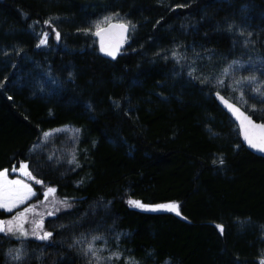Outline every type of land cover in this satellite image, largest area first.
<instances>
[{"label":"trees","instance_id":"1","mask_svg":"<svg viewBox=\"0 0 264 264\" xmlns=\"http://www.w3.org/2000/svg\"><path fill=\"white\" fill-rule=\"evenodd\" d=\"M104 16L136 26L116 59L90 36ZM44 26L51 35L37 48ZM246 59L264 66V0H0V171L24 163L41 181L0 220L42 203L49 187L72 206L40 219L50 241L0 234V264L19 243L26 264H83L76 241L93 237L118 264H260L264 158L245 148L216 95L264 124L218 84ZM64 126L80 132L75 168L31 155ZM129 199L178 203L187 222Z\"/></svg>","mask_w":264,"mask_h":264},{"label":"snow or ice","instance_id":"2","mask_svg":"<svg viewBox=\"0 0 264 264\" xmlns=\"http://www.w3.org/2000/svg\"><path fill=\"white\" fill-rule=\"evenodd\" d=\"M186 5H177V7H185ZM111 20V17H105L104 22L107 23ZM45 24H50V21H45ZM159 23V22H158ZM97 31L96 35L101 36L100 23L95 25ZM135 25L128 23H117L112 24L111 28L119 29L123 34L129 30V28L135 29ZM84 31H89L85 29ZM55 32V39L58 41L60 37V33L53 29ZM49 37V33L44 32L42 36L39 38L36 47L39 48L41 46H45L47 44V40ZM118 45L116 47H106L103 41V37L101 38L100 51L105 55L111 57L112 59H116ZM173 57L177 59V63H179V57L177 53L173 52ZM243 67L237 61H233L231 65L224 69V75H227L235 68ZM189 76H192L193 79H196L193 76L192 72H189ZM202 83L206 82V78L201 81ZM218 84H223V80H218ZM250 85L252 86L253 92L264 97V82L258 81V78L254 75H250L247 77H243L239 80L234 81L235 88H239L241 85ZM217 97L225 104L229 111L235 116V118L239 121L241 133L243 135V139L247 142L249 148L255 149L258 152L264 153V124H255L249 115H246L239 107L230 103L224 96L220 95L219 92L216 93ZM11 99V97H9ZM239 99L246 103L244 100V94L241 90V94ZM254 110V109H253ZM45 136L49 135V133H44ZM220 164H223V160L220 161ZM7 169L0 171V209H3L6 212H12L14 208L18 207L21 204H24L25 201L30 199L32 196H35L36 193L33 192L32 187L25 182L24 179H13L9 180L7 178ZM12 171H17L16 168H13ZM19 171L22 176L26 177L29 180H35V177L28 170V166L24 163L20 164ZM37 184H40V180H36ZM56 192L55 188L49 187L47 191L44 192V196L47 199L50 194H54ZM128 204L130 206L138 207L145 211L157 212V211H167L173 212L176 216H181L180 205L175 202H169L164 204H156V205H147L137 200L129 199ZM65 204V208L67 210L71 209V205L67 204L66 201L60 202ZM59 210V209H57ZM34 211V206L25 208L22 212L17 213L10 220H0V233L4 235H9L16 238H28L29 235L35 237V239L40 241H50L53 237V233L51 231H45L43 229V224L40 221L32 220L31 223L34 227L31 230V233L27 229H25V223H28V214ZM52 215L53 213H48ZM63 227V226H62ZM217 229H219L220 234H224V227L222 225H216ZM101 239L100 237H93L94 240ZM79 243V241H76ZM101 250L94 247L93 242H88V247L84 249V255L90 256L88 260V264H104L105 261L111 260L113 256L117 259L119 258V254H112L108 257H104L100 254ZM7 255L11 260L16 262H22L24 259V254L22 253L20 248L9 249ZM126 264H131V262H126ZM260 264H264V260H261Z\"/></svg>","mask_w":264,"mask_h":264},{"label":"rangeland","instance_id":"3","mask_svg":"<svg viewBox=\"0 0 264 264\" xmlns=\"http://www.w3.org/2000/svg\"><path fill=\"white\" fill-rule=\"evenodd\" d=\"M105 17H111V20L107 23L104 22ZM97 23H100V30H101V36L96 35V27L95 25ZM117 23H126L124 22L121 18L114 17V16H104L102 18L96 19V21H92L90 23V36L92 37V43H95L96 47L100 50V45H101V38L103 37V41L105 43L106 47H115L113 46L112 41V36L118 38L119 37V31L111 28L112 24H117ZM44 32L49 33L51 35V30L49 27L44 26L42 28V32L38 30L36 32V36L38 39L42 36ZM129 30L125 33V40L124 43H127L129 41ZM110 35L106 37L107 35ZM43 47V46H41ZM121 50L117 49V55L120 53ZM105 55L104 53H102ZM107 56V55H105ZM109 57V56H108ZM111 58V57H110ZM254 59L250 60H244V61H237L240 65H243V67H238L235 68L233 71L228 73L227 75H224L220 77L218 80H223V84L226 87V89L237 95L235 97L238 103L240 104L241 107L246 108L249 111H254L258 112L260 114H264V97L256 94L252 90V86L244 84L239 86V88H235L234 86V81L239 80L243 77H247L250 75H254L258 78V81L264 82V66L261 64L262 61H257L254 62ZM232 63H230L231 65ZM263 67V68H262ZM241 90L243 91L244 94V100H246V103L243 102L241 99H239ZM254 109V110H253ZM45 133H49V135L45 136L44 134L41 136L40 141L33 147L31 151V155L37 156L38 158L45 160L49 162V164H52L53 167H64V168H75L76 167V158L78 154V142H79V137H80V132L77 128L71 127V126H64L61 128L49 130ZM27 165V164H26ZM28 166V165H27ZM20 164L18 166H15L13 168H16L17 171H12L9 170L7 171V178L9 180L13 179H24L26 183H28L33 190V185L35 183L34 180H29L26 177L22 176L20 171H19ZM43 191V197L44 199L42 203H37V205H32L30 204L27 207L34 206V211L29 213L30 216H28V231L31 233L32 228L34 225L31 223L32 220L40 221V219L47 213H57V212H62L64 211L65 204L60 203L57 199H55L54 194H50L49 197L46 199L44 196ZM33 192H35L33 190ZM35 196H32L30 199L25 201L24 204L19 205L18 207L14 208L12 212H6L3 209H0V211H3L5 213H14L17 211V209L25 207L31 200L34 199ZM129 205V204H128ZM130 206V205H129ZM26 207V208H27ZM132 208L135 209H140L138 207L131 206ZM59 209V210H57ZM26 229V228H25ZM4 235L3 233H0ZM7 237L13 238L12 236L5 235ZM29 237H32L31 234ZM21 240V238H19ZM86 239H82L79 243L75 244L76 246V251L79 255V257L82 258L83 264H88V260L90 259V256H85L84 255V249L88 247V242L92 241L94 247L98 248L101 250L100 254L104 257H108L112 255V252H110L107 248H105V242L103 238L94 240L93 238H90L88 241H85ZM20 248L22 253L24 254V259L22 262H16L10 259V257L6 254V261L5 264H26L25 261L27 260V255L25 251V247L23 246L22 243H19L17 246H12L10 249H16ZM9 249L7 250L8 253ZM264 260V251L261 253ZM116 257L113 256L111 260H107L104 262V264H118L116 262L117 259Z\"/></svg>","mask_w":264,"mask_h":264},{"label":"water","instance_id":"4","mask_svg":"<svg viewBox=\"0 0 264 264\" xmlns=\"http://www.w3.org/2000/svg\"><path fill=\"white\" fill-rule=\"evenodd\" d=\"M116 30H118L119 31V37L118 38H116V39H112V43H113V45L116 47L117 45H118V49H123V47H125V45H126V43H124V40H125V33H121L120 32V30L119 29H116ZM108 36H110L109 34L106 36V37H108ZM218 102H219V104H220V106L222 107V109L225 111V113H227L228 115H229V117L231 118V120L233 121V123L235 124V126H236V128H237V130H238V134H239V138H240V140H241V142H242V144L245 146V148L249 151V152H251V153H253V154H255V155H257L258 157H261V158H264V153H261V152H258V151H256L255 149H252V148H249L248 147V145H247V142L243 139V135H242V133H241V129H240V124H239V121L235 118V116L231 113V111H229L228 110V108L225 106V104L218 98ZM230 102V101H229ZM230 103H232V102H230ZM235 105V104H234ZM237 106V105H236ZM238 107V106H237ZM241 109V108H240ZM241 111H243L242 109H241ZM244 112V111H243ZM245 113V112H244ZM246 114V113H245ZM246 115H248V114H246ZM252 119V118H251ZM253 120V119H252ZM253 122L255 123V124H262V123H259V122H256V121H254L253 120ZM173 213V212H172ZM174 214V216L177 218V219H179V220H181V221H183V222H187V220L185 219V218H183L182 216H176L175 215V213H173Z\"/></svg>","mask_w":264,"mask_h":264},{"label":"flooded vegetation","instance_id":"5","mask_svg":"<svg viewBox=\"0 0 264 264\" xmlns=\"http://www.w3.org/2000/svg\"><path fill=\"white\" fill-rule=\"evenodd\" d=\"M112 39H116V37L112 36ZM114 46V45H113Z\"/></svg>","mask_w":264,"mask_h":264}]
</instances>
